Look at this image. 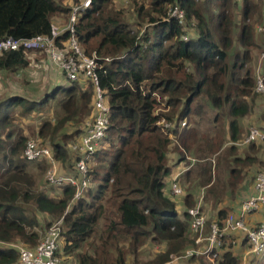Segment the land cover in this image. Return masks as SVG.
Returning <instances> with one entry per match:
<instances>
[{
	"label": "trees",
	"instance_id": "trees-1",
	"mask_svg": "<svg viewBox=\"0 0 264 264\" xmlns=\"http://www.w3.org/2000/svg\"><path fill=\"white\" fill-rule=\"evenodd\" d=\"M127 1L133 23L114 10L113 0H94L75 27L86 55L109 59L100 61L98 71L110 107L109 127L88 172L94 188L81 199L72 202L75 188L70 185L59 186L55 194L46 191L47 163L24 159L26 134L32 132L20 122L34 110L54 113L32 135L64 167L71 159L65 175L76 177L78 157L67 145L81 133L76 128L92 116L90 84L65 78L36 104L13 95L0 101V264H17L14 246L34 248L41 231L59 221L61 248L56 255L62 253V264H168L172 255L196 248L188 214L198 203L196 192L233 188L241 174L236 165L244 169L255 161L237 156L236 149L244 139L241 120L257 98L251 64L264 48V36L255 30L253 19L258 8L259 14L264 12V1L258 5V0H241L238 15L236 0ZM174 7L184 12L186 28L194 23L192 35L169 17ZM69 12L56 0H0V39L50 35L53 16ZM184 34L187 41L182 40ZM67 37L65 32L60 40ZM26 53H2L0 70L26 68ZM209 112L212 116L205 123ZM222 114L227 131L216 138L212 135L221 129ZM162 119L171 124L167 132L173 141L158 125ZM66 126L75 131L59 137ZM221 145L226 151L218 158L215 151ZM226 159L236 168L223 176ZM174 183L183 186L179 197L171 194ZM180 197L181 206L176 201ZM227 214L219 210L216 221ZM146 242L158 250L140 259L138 251ZM231 249L230 244L221 248L218 264H240ZM186 258L184 264H210L204 255ZM261 258L264 261V253Z\"/></svg>",
	"mask_w": 264,
	"mask_h": 264
},
{
	"label": "built area",
	"instance_id": "built-area-1",
	"mask_svg": "<svg viewBox=\"0 0 264 264\" xmlns=\"http://www.w3.org/2000/svg\"><path fill=\"white\" fill-rule=\"evenodd\" d=\"M94 0H78L72 3L68 15V21L63 28H53L50 35H39L30 39H14L6 37L0 39V56L8 51L23 50L38 51L45 53L50 62L55 65L64 74L67 81L83 82L84 86L90 84L93 91L92 116L85 120L82 125V132L78 139L70 147L71 153H74L78 159L74 162V168L77 176L70 174L60 176L57 173L56 159L48 147L39 146L38 140L33 139L29 133L26 134L27 140L23 150V157L28 162H37L44 160L49 168L45 174L48 185L62 186L70 185L75 188L72 198L73 201L81 199L90 188V179L88 176L89 168L93 165V157L97 150L101 148L105 137V132L109 127V104L106 92L101 88L98 71L101 69L100 61H109L108 58H99L96 54L86 55L80 48L75 27L78 18L82 12L90 8ZM169 17L174 18L184 29L186 28L184 12L174 7L168 12ZM67 32L66 40L61 41L60 37ZM257 32L264 36V23L257 27ZM182 40L187 41L188 35H182ZM264 61V52L261 54ZM254 91L264 97V75L256 73ZM161 130L166 133L168 138L173 141L174 137L167 132L171 129V124L162 119L158 122ZM184 122L182 123V126ZM264 142V129L252 127L247 135L237 145H249L251 143ZM190 167L185 168L187 170ZM183 172V170H182ZM181 174V172H180ZM179 174V175H180ZM177 178V176H175ZM254 193L241 203L237 214L228 213L222 221H215L206 228V218L201 210L202 197L198 200L196 207L188 210L190 215L189 232L194 237V244L198 246L202 241L206 246L200 250H187L182 256H171L168 264H175L181 257L204 255L210 264H218L219 253L225 244H234L232 238L234 233L244 236L249 247V252L255 257H261L264 253V221L256 227H249L246 223V216L264 208V170L258 171L253 186ZM183 193L178 183H174L171 188V194L179 197ZM61 221L48 227L39 243L34 248L24 246H14L19 252L17 264H61V260L56 255L58 250V239L60 236Z\"/></svg>",
	"mask_w": 264,
	"mask_h": 264
},
{
	"label": "crops",
	"instance_id": "crops-1",
	"mask_svg": "<svg viewBox=\"0 0 264 264\" xmlns=\"http://www.w3.org/2000/svg\"><path fill=\"white\" fill-rule=\"evenodd\" d=\"M236 1L238 3V1L240 0H236ZM70 2L71 1H69V3ZM68 8L70 9V7ZM57 15L53 16L52 18V26L53 28H62L63 27L62 23L64 21L67 23L68 17H66L65 20H62L60 18H57L58 17ZM26 57L28 59V64L26 68L19 69L16 72L0 70V101H2V97H4L5 95H7V98L13 95V96H21L22 98H24V100H27L28 102H35L36 104L37 102H39V100H41V98L46 92L64 83L65 81L64 75L55 65H53L50 62L47 54L38 51H28L26 53ZM47 80L48 82H46ZM45 85H52V88L46 89L44 87ZM260 109L263 114L264 105H261ZM37 113L38 112L34 110L30 113L28 117L35 116ZM28 117L22 118L20 124L23 125L22 123H24V125H27L28 123H35L34 121L29 120ZM260 128L262 129V127ZM247 146L248 145H238V148H245ZM223 165H224L223 176H226V173H228L229 169L234 170V168H236L231 163V160L228 159L224 161ZM179 168L175 169L173 172L174 173L177 172ZM237 169L241 171V174L240 177L239 176L235 177L234 181L236 183L233 188L225 187L222 193L207 194L206 188H208L209 190L210 187H206V188H201L194 195L195 199H197L196 201H198L202 197V201H201L202 207H203V197H205V195H207L205 200H207L208 198L209 202L217 204V206H214L213 204L209 205L211 208L210 212L212 213L211 214L212 220H215L216 218L214 219V217L215 216L217 217V212L223 209L226 210L227 213L237 214L239 212L241 203L247 198H249L251 195H253L254 193L253 186L258 171L256 172L253 166L246 167L244 169L237 167ZM179 174L178 176H180ZM181 179L182 177L179 179L178 181L179 183L180 182L182 183ZM205 200H204V205L206 206L208 205V202H206ZM176 201L177 204L181 206V197L176 198ZM263 221H264V208H261L257 212L246 216V223L249 227H256L259 223ZM205 232H207L206 229ZM191 237L193 236L191 235ZM232 238L234 239L233 242L234 244L231 245L232 246L231 251L233 255L239 259L240 264H250L253 261L254 264H256L257 262L256 260L259 258H255V256L250 254L249 247L245 243L244 236H242L239 233H234ZM203 244L204 245L202 246L205 247L206 243Z\"/></svg>",
	"mask_w": 264,
	"mask_h": 264
},
{
	"label": "rangeland",
	"instance_id": "rangeland-1",
	"mask_svg": "<svg viewBox=\"0 0 264 264\" xmlns=\"http://www.w3.org/2000/svg\"><path fill=\"white\" fill-rule=\"evenodd\" d=\"M56 1L58 2V4H61L64 7H70L71 4L74 3V0H56ZM69 1H71V2L69 3ZM260 1H264V0H258V1H256V3L259 5L260 4ZM112 6L114 7V10L124 12L125 13V16H126V19H127L128 22H131V23L134 22V19L135 18L133 17V14L131 13L132 8L130 7V4H129V2L127 0H113ZM260 6H262V5H260ZM239 9H241V0L238 1V6H237V9L235 11L236 12V15L239 14V12H240ZM260 15H262L263 18H261ZM57 16H58L57 18H60L62 20H65L66 17H68V15H63V14H58ZM263 21H264V12L261 13V14H259V8H258V11H257V13H256V15L254 16V19H253V22L255 23V30L256 31H257V27L260 26L261 23H263ZM62 24H63V27H64L65 24H66V22L64 21ZM188 31L190 32V35H192V32L193 31H191V29H189ZM263 52H264V48H263V50L260 53H255L254 56H253V62L251 64V67L254 70V75H256V73H262L264 75V61H262L260 59L261 58V54ZM46 82H48V80ZM44 87L46 89H51L52 88V85H45ZM5 94H7V93H5ZM10 94H12V93H10ZM6 98H7V95H5L4 97H2V100H5ZM261 105H264V98H262L261 96H259V94H257V98L255 99V105L252 107L250 113L245 118H243L241 120V124H242V127H243V133H242L241 138L245 137V135H247L246 133H248L247 131L250 128H252V127H257V128L262 127V129H264V120L262 119V111L260 109L261 108ZM35 111H37V110H35ZM38 113L35 116L28 117L29 120L34 121L35 123H28L27 125H24V123H22V124H23L24 130L27 129L30 132H32V133H30V136L33 139H37V140L41 141L40 139L36 138L32 134L33 133L37 134V130L39 128V125L41 124V122L43 120H45V119H51L52 120L54 113H52L50 110L49 111H46L45 114L44 113H39L38 114ZM209 114L210 115H207L208 117H206V119L204 121L205 123L207 122V120L209 122V120H210V118L212 116V114L210 112H209ZM222 116H225V118L219 119V125L221 126V129H219V131L218 130L217 131H214L215 133L212 135V136L216 135L215 136L216 138L223 137L224 133L227 131V123H226L227 122V118H226V115L225 114L224 115L222 114ZM82 125H83V123L80 126H78L76 128V130H79V132H82ZM207 128H209V127H207ZM203 129H205V128H203ZM197 130L199 131V129H197ZM74 131H75V129L73 127L66 126L60 132L59 137L61 136L62 133L67 134V135H70ZM199 132L203 133L205 131H199ZM208 132H211V131H208ZM78 136H75L68 143V145H67V151L68 152H71L70 151V147H71V145L73 143H75L77 141ZM254 144L255 145H251V146H248V147H245V148H238V150L236 149V154H237V156H240V157H242V156L243 157L250 156L251 158H253V160H255V161L253 162V164L251 166H253L254 167V170L257 172V171H260V170H264V142H259V143H254ZM222 146L223 145H221V147ZM221 147L218 150L215 151V154L216 155L215 154H212V155H215V156H217L219 158L221 156L222 152H225L226 151L225 145H224V147H222V148ZM188 155L195 157L193 153H190ZM209 157H212V156H209ZM66 163H67L66 164V167L67 168L68 167L70 168L71 165H72L71 159H70V161H69V159H67V162ZM68 163H70V165ZM56 164H57V173L60 176H65V174L68 172L69 169H67V171H66V167H64V163L61 162V161H59V160H57V159H56ZM236 166L238 167V165H236ZM48 168H49V166L47 164L46 165L45 174H46ZM45 174H44V178H43V184L45 186V189H46V191H49V192L55 194L56 192H58V190H59L58 187L59 186H51V185H48L47 184V181L45 179ZM90 186L94 188V184H90ZM196 189H198V188H196ZM207 190H208V188H206V191ZM212 192L214 194H218L219 193L217 191L216 192L212 191ZM206 196L207 195H205V197H203V208H202V210H203V214H204V216L206 218V221L209 224H211V223H213V222L216 221V219H215L216 216L214 217L215 220H212L211 219V214L212 213L210 212L211 211V208H210L209 205L210 204H213L214 206H217V204L212 203V202H209V199L208 198H207V200H205ZM204 200L206 202H208V205H206V206L204 205ZM209 218H210V220H209ZM46 229L47 228H44V230L41 231L39 241L41 240L42 236L44 235ZM206 230L208 232V228ZM204 236H205V231H204ZM39 241H38V243H39ZM203 243H206V242L205 241H202L201 243L198 244V246L195 245L196 246L195 249H191V250H200V248H203L204 247V246H202V245H204ZM16 246H21V245L19 244V245H16ZM60 248H61V246L58 243V250H57V252L58 251L60 252ZM157 248L158 247L155 244H152L151 242H146L139 249L138 256H139L140 259H142V258H146V259L151 258L152 255L155 252H157V250H158ZM198 256H200V255H196V257H198ZM58 258L61 260V264H62V262L64 261V256L62 255V253H60V256H58ZM255 258H259L260 259V260L259 259L256 260L257 261L256 264H264V261L262 260L261 257H255ZM186 259L187 258L181 257L179 260L176 261L175 264H179V263H183L184 264V261ZM205 259H206V261L208 263H210L207 258H205ZM258 260H259V262H258ZM70 261H72V260H69V261L67 260V264H71L72 262L70 263ZM250 264H254V261L251 262Z\"/></svg>",
	"mask_w": 264,
	"mask_h": 264
}]
</instances>
